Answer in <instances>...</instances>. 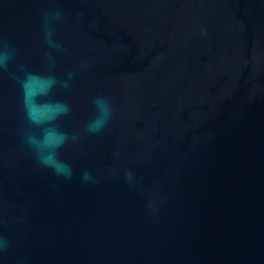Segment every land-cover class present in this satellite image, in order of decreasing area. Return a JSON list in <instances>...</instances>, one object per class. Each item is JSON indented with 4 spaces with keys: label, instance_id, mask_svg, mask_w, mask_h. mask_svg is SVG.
<instances>
[{
    "label": "water",
    "instance_id": "1",
    "mask_svg": "<svg viewBox=\"0 0 264 264\" xmlns=\"http://www.w3.org/2000/svg\"><path fill=\"white\" fill-rule=\"evenodd\" d=\"M5 49L0 264H264V0H0Z\"/></svg>",
    "mask_w": 264,
    "mask_h": 264
},
{
    "label": "clouds",
    "instance_id": "2",
    "mask_svg": "<svg viewBox=\"0 0 264 264\" xmlns=\"http://www.w3.org/2000/svg\"><path fill=\"white\" fill-rule=\"evenodd\" d=\"M45 28L47 29V17ZM51 33L48 32L47 35ZM12 59V54L7 49L0 52V67L7 68L8 62ZM50 85L56 83L54 78H49ZM96 108L98 110L97 117L89 122L87 130L89 132H99L103 127L106 126L107 121L111 116V109L109 103L103 97H98L94 101ZM70 109L66 105L60 106L59 114H66ZM29 119L34 123H39V121L34 120L31 110H29ZM55 135L56 139L53 141L51 137ZM67 140V136L62 133H54L52 130H46L43 139L38 140L35 136H29L27 142L33 146L37 151L38 159L42 165L45 167H51L58 175H65L70 177L71 171L69 167L58 160L57 149L63 145Z\"/></svg>",
    "mask_w": 264,
    "mask_h": 264
}]
</instances>
